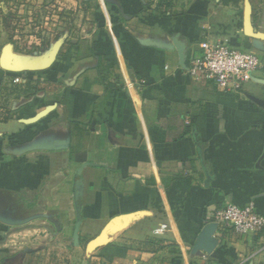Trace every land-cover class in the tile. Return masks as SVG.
Masks as SVG:
<instances>
[{"label":"crops","instance_id":"0c3cea01","mask_svg":"<svg viewBox=\"0 0 264 264\" xmlns=\"http://www.w3.org/2000/svg\"><path fill=\"white\" fill-rule=\"evenodd\" d=\"M15 1L62 33L37 54L0 30V264H264V230L215 220L264 213V74L226 93L188 73L202 42L264 60V0Z\"/></svg>","mask_w":264,"mask_h":264},{"label":"built area","instance_id":"2783aa9c","mask_svg":"<svg viewBox=\"0 0 264 264\" xmlns=\"http://www.w3.org/2000/svg\"><path fill=\"white\" fill-rule=\"evenodd\" d=\"M188 73L197 80L213 81L223 92L237 93L255 73L264 74V60L256 53L232 48L227 40L202 42L200 54L191 60ZM21 81L19 77L12 79L13 83ZM215 220L240 235L264 230V213L253 202L228 203L215 213Z\"/></svg>","mask_w":264,"mask_h":264},{"label":"rangeland","instance_id":"374dc122","mask_svg":"<svg viewBox=\"0 0 264 264\" xmlns=\"http://www.w3.org/2000/svg\"><path fill=\"white\" fill-rule=\"evenodd\" d=\"M16 2L15 0H0L1 32L7 37L9 43L12 46L14 45V48L20 52L28 53L31 49L34 52L37 51V54L44 52L47 48L46 45L49 43L48 35L57 32L62 33V31L57 30L55 32H48V29L43 28L46 23L49 26L56 23L58 14L55 13L54 16H51V14L46 12H50L52 7H48L50 10L41 9L40 13L27 14L17 8ZM28 3V6H35V8L40 5L39 0H28ZM62 20L58 21L61 22ZM36 48L38 49L36 50Z\"/></svg>","mask_w":264,"mask_h":264},{"label":"water","instance_id":"95a60500","mask_svg":"<svg viewBox=\"0 0 264 264\" xmlns=\"http://www.w3.org/2000/svg\"><path fill=\"white\" fill-rule=\"evenodd\" d=\"M177 47L178 52L180 53V47H178L177 45H175ZM10 56H12V52H11V47L8 45L5 48V55L2 59V64L5 67H10L11 63H10ZM181 56V54H180ZM254 102L259 105L262 109H264V100H260V99H256L253 98ZM78 226H79V221H77L76 226H75V232L73 235V239H74V243L77 244L78 243ZM117 229L116 226H112L109 230H115ZM108 234L106 231H102L97 237L93 238L92 240H90L87 244H86V249L90 252L92 250H94L96 247L101 246L105 240L107 239Z\"/></svg>","mask_w":264,"mask_h":264},{"label":"trees","instance_id":"16d2710c","mask_svg":"<svg viewBox=\"0 0 264 264\" xmlns=\"http://www.w3.org/2000/svg\"><path fill=\"white\" fill-rule=\"evenodd\" d=\"M171 0H159L157 6H161L165 4V7L170 6ZM22 81L20 83H13L11 80V84H13L12 89L16 90L18 93V96H25L29 97L32 94H35L38 91L36 83L34 84V81L29 78H21Z\"/></svg>","mask_w":264,"mask_h":264}]
</instances>
